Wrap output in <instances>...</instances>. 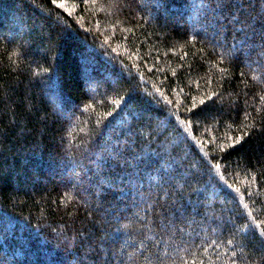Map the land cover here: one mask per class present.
<instances>
[{"label":"trees","instance_id":"16d2710c","mask_svg":"<svg viewBox=\"0 0 264 264\" xmlns=\"http://www.w3.org/2000/svg\"><path fill=\"white\" fill-rule=\"evenodd\" d=\"M264 264V0H0V264Z\"/></svg>","mask_w":264,"mask_h":264},{"label":"snow or ice","instance_id":"6c2138e0","mask_svg":"<svg viewBox=\"0 0 264 264\" xmlns=\"http://www.w3.org/2000/svg\"><path fill=\"white\" fill-rule=\"evenodd\" d=\"M193 264H194V262H193ZM201 264H203V262H201Z\"/></svg>","mask_w":264,"mask_h":264}]
</instances>
